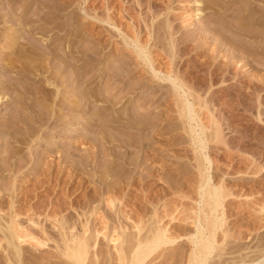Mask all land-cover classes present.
Wrapping results in <instances>:
<instances>
[{
  "label": "bare ground",
  "instance_id": "obj_1",
  "mask_svg": "<svg viewBox=\"0 0 264 264\" xmlns=\"http://www.w3.org/2000/svg\"><path fill=\"white\" fill-rule=\"evenodd\" d=\"M75 1L80 6L85 0ZM94 1H102L98 7L102 11L88 8L86 10L93 13L85 12L87 16L111 26L117 33L115 35L107 29L110 36L105 38L94 34L96 38L93 36V39L102 41L103 45L97 43L89 47L83 35L85 30L75 25L74 17L63 20L64 12L75 15L73 9L67 11L70 0H0V112L5 110L8 115L6 119H0V264H264V237L257 235V241L251 245L240 246V243L239 248H225L229 243L227 239L231 237L225 212L230 193H227L221 180L214 182L208 176L211 160L204 150L209 144L215 149L219 144L230 147L221 129L220 116L215 109L208 108V104L216 99L221 103L227 102V99L223 95L216 99L201 97L195 91L196 86L203 82H206L208 90L219 85L226 80L225 70L229 71L232 64L237 65L234 57H227L229 59L223 62L222 69L220 67L213 73L208 71L211 68L208 65L207 72L200 69L199 73L200 66L197 65L200 64L196 65L192 52L209 44L206 34H211V31L222 33L221 40L217 38L222 45L227 43L236 49L237 40L220 31L221 25H217L222 22L217 18L228 9V13L233 14L238 7H232L239 0ZM175 1H180L182 7H197L193 15L189 8H181L174 13L180 25H184L189 18L195 22L208 15L205 23L211 24L213 29L205 31L202 26L189 31V35L179 37L181 29L178 30L176 27L179 25H174L171 19ZM242 1L248 9L244 8V15L236 13V18L232 15L236 24L246 32H264V0ZM203 6L208 8L206 14ZM113 37L116 40H112ZM120 40L121 43L118 42ZM116 43L119 49L114 47ZM109 45L117 54L124 51L132 57L128 61L126 57L107 59L103 51ZM238 51L242 54L249 52L246 49ZM157 52H163L164 56ZM126 67L128 71L138 70L139 74L142 71L148 74V68L149 76L144 77L143 72L144 76H139L146 79V83L156 80L169 83L173 97L170 105L187 125L182 129L187 133L198 176L193 188L197 208L192 207L193 215L185 217L194 229L190 228V233L182 234L184 226L178 229L180 225L173 223L176 219L171 213L158 214V201L161 199L156 201L155 198L161 197V192L156 190L149 198L143 193V182L148 176L142 174L143 163L137 158L143 151L142 154L146 155L151 154L149 150L153 151L149 146L156 136L150 134L149 129L152 124L159 125V117L166 113L164 110L160 116L159 113L154 114L155 118L150 116V120L143 114L135 113L133 104L130 108L125 105L127 101L122 102L141 84L146 86L144 82L128 86L125 95H120L122 86H117L119 95H111L108 89L110 82L124 80L129 74L124 71ZM159 82L157 86H161ZM44 83L49 88H45ZM146 97L148 99L143 103L158 101L154 94ZM202 108L206 112L200 118L197 112ZM66 112L68 115L60 123L64 128L53 132L46 140L51 146L58 141L65 142L71 132L69 128L73 126V133L81 130L85 134V137L83 134L69 135L74 140L79 138L82 143H87L84 153L76 155L79 160H75L74 154L64 151L58 154V145L55 148L58 150L55 151L57 162L52 160L41 166L45 180H40L32 188L24 186L17 191L20 187L14 182L7 183V179L12 177L15 181L26 175L24 169L30 161L38 158L33 151L30 152V143L42 138L40 127L48 122L63 120L61 116ZM258 121L264 123V118ZM122 133L133 136V142H124L125 136L120 139ZM58 135L60 137L56 138ZM236 148L239 151L241 147ZM243 154L248 169H264L262 150L256 155L251 152ZM73 163L82 167L73 166ZM133 171H137L138 175H133ZM150 177L154 178V175ZM48 187L52 189L46 193ZM53 194V197H58L53 198ZM128 199L133 202L129 206L124 205ZM259 210L264 215V205ZM182 237L186 244L181 242L177 245ZM50 247L53 252L49 256L32 252L39 253ZM178 247L180 250L177 253L168 250Z\"/></svg>",
  "mask_w": 264,
  "mask_h": 264
},
{
  "label": "rangeland",
  "instance_id": "obj_2",
  "mask_svg": "<svg viewBox=\"0 0 264 264\" xmlns=\"http://www.w3.org/2000/svg\"><path fill=\"white\" fill-rule=\"evenodd\" d=\"M70 2H71L70 8H68L67 11L73 9V11H75L74 12L75 15L71 16L68 12H67V14H66V12H64L65 16H64L63 20L66 21L68 18L70 19V18L74 17L73 22L75 23V25L76 26L79 25L78 26L79 28L81 27L83 30H85L84 31L85 33L83 35L86 39L85 43L87 44V46L93 47V45H95V44L97 45V43H98V45H100V44L103 45L102 41L96 42V40L93 38L95 37L96 34H100L102 37L105 38V36L109 35L106 32L107 29L113 31L114 34L117 33V32H115V30L112 29L111 26L109 27L108 25H106L103 22L98 23L94 19L89 18L87 16V14L85 13V12H87L88 14L93 13V12L87 11V10H89V9L91 10V8L92 9L93 8L98 9V7L101 6L100 4L102 1L98 2V1H94V0H85L82 3V5H80V6L76 5V1L74 2V0H70ZM179 3H181V2L175 1L172 4V7L174 6L173 7L174 12L171 14L172 16L170 15L171 19L173 21V24L179 25L178 26L179 28L178 27H176V28L178 30L181 29V30H179V31H181V32H179V33H181L178 35L179 37L180 36L183 37L184 35L185 36L189 35V33H190L189 31H193V29L195 30L197 28L199 29L202 26H203L202 29H205V31L208 29L209 30L213 29L212 28L213 26H211V24H206L207 20L205 19V17L208 15H204V17L201 16L200 20H197L195 22H193V20H192L193 18H189V20L186 21L184 23V25L181 24L182 25V28H181L180 27L181 26L180 21L175 18L176 16L174 15V13L178 12L179 9H181V8H185V9L189 8V9H191L190 13L193 15L194 14L193 11L197 7L196 6H193V7L192 6H189V7L183 6L182 7V6H180ZM243 3H245V1L241 2V0H239L238 2L235 3L236 5H234V7H232V9L238 7L234 11L235 13L234 12H233V14L230 13L231 14L230 15L228 13V11H230V9H228L227 12H221V15L217 18L218 19L217 21H219L220 23L222 22L221 24L217 25L218 27L221 25L219 27L220 31L221 32L223 31V34L225 33L227 35V37H229L233 40L235 39V41L237 40L236 41L237 42L236 43V45H237L236 49H234L231 45L229 46V44L227 45V43L222 45L223 43L220 42V40H221L220 35L222 33H220V34L217 33L218 34L217 35V34H214L213 31H211L210 32L211 34H208V35L206 34L207 41L209 42V44L202 46L200 48V50L197 49L196 51H194L195 53L192 52V55H195V57H196L195 58L196 65L200 64V65H197V66H200V68L198 69V72L200 69H203V70H200L202 72H204V71L207 72V69H209L211 67L208 71H211L214 73V72L218 71V68L220 69V67H221V69H222L223 62H225V60L227 61V59H229L230 57H232V58L234 57L235 59L234 58L233 59L237 63V65L232 64L231 65L232 67L231 66L229 67L230 72L227 69L225 70L226 73L228 72L227 74L224 72L225 73L224 76H225L226 80L222 81V83H220L219 85H216L215 87H211L208 90V86H207L206 82H203V83L198 84L195 88L196 89L195 91H198L197 93L199 95H201V97H206V98L209 97L212 99L215 97L218 98L220 95H223L224 98L226 97L227 102H228L227 103L225 101V103H221L215 98L216 100L214 102L208 104L209 105L208 108L210 107V109H213V111L215 109V112L218 114V116H220L218 118H219V122L221 123V129H222V132L225 136V140L229 142L230 147L228 148L227 146L225 147L224 145L219 144L218 145L219 147H217L215 149V148H210V144H209V147H207L204 150V154L208 155L210 157V160H211V163L209 164V169H208V176L211 177L212 181H214V182H216L218 179L221 180L223 182V184H225L224 186L228 191L227 193H230L229 197H227L228 203L226 204L227 206L225 207V212H226V221L228 222V223L226 222V225H227V227L229 226L228 229H230L229 231L231 232L230 233L231 237L229 236V238L227 240L229 243H231L233 245L228 243L227 244L228 246H225V248H227V247L239 248L242 245L243 246L251 245L252 243L253 244L255 243L254 241H257L256 238L258 236H260L261 238L264 237V219H263L264 215L262 213H260V210H259L260 206L264 205V169L258 170L256 168L253 169V167L248 169L247 162L243 160L244 157H246V156H244L243 152L247 153V154H249L251 152V154L254 153L255 155L258 154V152H260L261 150L264 152V150H263V147H264V123L258 121L259 118L260 119L264 118L263 117V114H264V112H263L264 111V87H262V85L264 83V81H263L264 80V45H262L264 43H263V36L262 35H264V32L259 31V30H255V31L253 30L255 33L254 32L252 33L250 31L246 32L245 30H243V28L241 29L240 25L236 24L235 19H233L236 16L235 14L236 13L240 14L242 12L241 15H244L246 10L248 9V7L247 6L245 7V4L243 5ZM204 5H205V1H204ZM205 6L208 7L207 4ZM241 6H242V8H241ZM206 7H204L205 8L204 9L205 14L208 12V10H207L208 8H206ZM244 8L246 10H244ZM99 9L102 11V8H99ZM99 9H98V11H100ZM160 13L162 14L163 12L161 11ZM237 17H238V15H237ZM195 18H197V17H195ZM210 26H211V28H210ZM237 26H239V27H237ZM236 32L237 33L239 32V34H237ZM250 34L252 35V37L250 36ZM115 38L113 37L112 40H116ZM217 38L220 40L218 41ZM117 39L119 40V37ZM45 40H47V39H45ZM92 41H94V43ZM118 42L121 43L122 40H120ZM252 45H253V47H252ZM116 46H117V49H119L118 43H116L114 47L116 48ZM242 46H243V48H242ZM107 47L103 51V53H104L103 55L107 59H111V60L116 59L117 60V59H123L126 57L125 59L128 61V59L132 57V55L129 56L128 52L125 53L124 51H122V52L120 51V53L117 54L116 52H114L110 48L111 47L110 45L108 48ZM215 48H216V50H215ZM240 48L242 50L246 49V51H249V52L247 54H245V53L242 54V52L238 51V50H241ZM249 48L250 49L252 48V49L250 50ZM126 55H128V57ZM158 55L163 57L164 53L159 52ZM227 57H229V58H227ZM241 59H242V61H241ZM162 61L164 63L166 62L165 60H162ZM204 61L207 63L206 65H205ZM163 62L161 64H163ZM233 63H234V61H233ZM161 64L159 65V67L163 69L164 66H161ZM234 66H236V67H234ZM232 68H234L233 71L231 70ZM124 69H125L124 71H127V73H129V74H127V76H125L124 80L117 79V80H114L113 82L112 81L110 82L111 85H109L108 89L111 90V95L113 97H116L119 95L118 94L119 92H117L118 88H116L117 86H120V85L122 86L120 95H125L126 88H128V86L134 85L135 82L136 83L137 82H140V83H143V82L146 83L147 82L146 79L143 80L142 78H140L139 77L140 75L144 76V74H145L144 77H147L150 75V71H148V68H147L148 74L144 73L143 71L142 72L144 74L142 72H141V74H139L140 72L138 70H135V71L129 70L128 71L127 67ZM196 70H197V68H196ZM234 70H235V73H234ZM0 77H2L1 74H0ZM137 77H139L140 79ZM231 78H232V80H231ZM258 80H260V81H258ZM156 81H152V83H146V86H143L141 84L139 89H137L135 92H133L132 94L126 95L127 100L123 99L122 102L124 101V103H125V101H127L125 103V105L130 107V108L132 107L130 105L133 104V111L135 113H138V115L143 114L144 117H149L148 119H150V116H151V119L155 118L154 114L158 115V113H159V116H160V113L162 114V111L164 112V110H165L166 114L164 113L165 115L163 114L164 116H161L162 118L159 117V119H160L159 125H157L155 123L156 126H154V124H152L154 127L151 126L150 127L151 130L149 129V133L154 134L156 136V140L152 141L150 143V146H149L153 151L149 150V152L151 153L150 155L142 154V153H144V151L139 153L140 157L137 158V161H139L140 163H143V164H141L142 168L144 167L143 168L144 170H142V174L148 176V177L146 176L147 178H145L144 179L145 182H143L144 183L143 184V189H144L143 193L146 194V198L151 197V193L156 192V190L161 192V193H159V196L161 194V197L155 198L156 201H157V199L158 200L161 199L158 201V206H159V207L157 206L158 207L157 208L158 214L163 215V214H168V213L170 214L171 213L172 216H174V218L176 219V221H173V223L174 224L176 223L175 225H177V226L180 225L178 227V229H180V230L184 226V229H183L184 232L182 231L183 232L182 234H184V233L186 234L187 232H189V233L191 232L190 228H192V225L189 224V222H188L189 220L186 221L185 217H187V215H189V216L193 215L192 211H191L193 209L192 207L197 208V205L194 202L195 199L197 198V196H196V193L194 192V189H193L195 187V183H196V180L198 178L197 168H196V164L193 160L194 155L192 153L193 151H192L191 147L189 146L190 144L188 141L189 140L188 136L186 135L187 133L184 132L185 130H183L184 127L187 128V125L185 126L182 119L177 116V113L174 111L173 107L171 106L172 105L171 100H173V97L171 96L172 95V93H171L172 89L170 88L169 83H167V82L160 83L159 81H157V82ZM158 82L161 86H157ZM43 85L45 86V83ZM45 88H49V87L45 86ZM114 88H116V89H114ZM220 90H222L223 93ZM219 91L221 92V94ZM153 94L156 95L155 100H158L156 103H154V104H152L151 102L143 103L144 100L148 99V97H146V96H148V95L150 96ZM224 98H222V99H224ZM161 101H163V102H161ZM159 104H160V107H159ZM217 105H218V107H217ZM214 106H215V108H214ZM195 108H197V107H195ZM199 110H201V111L197 112V114L199 113L200 118H202L201 116L203 113L206 112V109L202 108ZM243 111L244 112L246 111V112L244 113ZM259 114H261V115H259ZM65 115L66 116L68 115L67 112L64 113L63 116H61L63 118V120H58L55 122H48L44 126L40 127L42 132L40 131L39 135H41L42 138L40 140H37V142L34 141V142L30 143V152L33 151L32 153L35 154L36 157H38V158L34 159L33 161H30L28 166L24 169V171L26 172V175L24 173V175H25L24 177L21 176V177L17 178L15 181L13 180L14 178H12V177H9L7 179V181H8L7 183L10 184V183L14 182L15 186L20 187L17 191L21 190L22 187H24V186L31 187L34 184L38 183L40 180H43V179L45 180L44 176L42 175L43 172L41 171L43 168V167H41L42 164L44 166V164L46 162L52 161V160H56L55 161V163H56L57 157H58L57 155L60 153H63V151L65 153L68 152L69 155L74 154L73 158L76 157L75 160H79L78 156H76V155H78V154L82 155L84 153V149L87 146V143H85V142L82 143V141L79 140V138L74 140L70 136H75V135L79 136L80 134H83V136L85 137V134L81 130L78 132L76 131L77 134L73 133V126H72V128H69V131H71V132H69L68 136H66L68 139H66L65 142L61 143L58 141L57 143H55L51 146L49 141L46 140L47 137L52 136L53 132L57 133V131L59 129L64 128V127H62L63 124H60V123H63L64 117H66ZM6 116H8L7 112L5 110H2L0 112V119L4 120L7 118ZM2 120H0V121H2ZM182 127H183V129H182ZM40 128H38V130ZM149 133L145 132V134H149ZM124 134L122 133V135L120 134L121 136L119 135L120 139L125 136L123 139L124 142L125 141L126 142H128V141L133 142V139H132L133 136L132 137L129 136L130 135L129 133H126L127 135L126 134L124 135ZM59 137L60 136L58 135L56 138H59ZM86 137H90V134H86ZM130 137H131V139H130ZM261 142H263V143H261ZM57 146L59 147V151L57 149H55ZM236 147H241V148L240 149L238 148L239 151H237ZM56 150L58 151V154H56V152H55ZM65 150H67V151H65ZM23 151H26V149ZM145 152H146V150H145ZM98 157H100V156H98ZM59 162H60V160H59ZM76 162L77 161H75L74 163H76ZM75 165L79 166V164H74L73 166H75ZM80 166L78 168L82 167V166L81 167ZM205 166H206V164H205ZM67 169H69V167H67ZM145 169H147V170H145ZM177 172H179V173H177ZM134 173L138 175L137 171H133L132 174L134 175ZM176 173L178 175H175ZM149 175L150 176L154 175V178L150 177ZM62 178L64 179L65 175ZM168 182H169V184H168ZM180 183H181V185H180ZM50 187L47 188L46 193H49L50 189H52ZM3 188H4V186H3ZM3 188H1V189H3ZM191 190H193V191H191ZM4 192H6V191H4ZM51 196L53 197L54 194ZM55 196L58 197L57 195H55ZM56 197H53V198H56ZM132 202L133 201H130V199H128L127 201L124 202V205L129 206L130 203H132ZM184 219H185V221H184ZM251 220H252V222H251ZM164 221H167V220L165 219ZM185 226L187 228H185ZM180 230H178V231H180ZM192 230H194V229L192 228ZM253 237H254V239H253ZM250 238H252V240ZM234 240H235V242H234ZM178 242L179 243L177 245H179L181 242L182 243L184 242L186 244L187 241L182 237V239L179 238ZM240 243H241V245H240ZM236 246H238V247H236ZM108 248H110V247H107V249ZM173 249H175V250H173ZM173 249L172 250L168 249V250H169V252H173V253L174 252L177 253L178 250H180L179 247L173 248ZM47 250L41 251L39 253L34 252L32 250V252L37 254V255H41V256H43V255L49 256L51 254L50 252H53V250L51 249V247L48 248ZM168 250L165 251L166 254H168ZM113 256H114V253H113ZM112 261H114V258ZM113 263L114 262H112V263L109 262L108 264H113Z\"/></svg>",
  "mask_w": 264,
  "mask_h": 264
}]
</instances>
